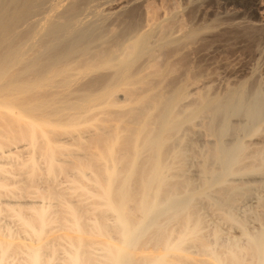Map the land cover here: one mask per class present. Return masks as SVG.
Instances as JSON below:
<instances>
[{"label": "bare ground", "instance_id": "obj_1", "mask_svg": "<svg viewBox=\"0 0 264 264\" xmlns=\"http://www.w3.org/2000/svg\"><path fill=\"white\" fill-rule=\"evenodd\" d=\"M93 1L0 0V264H264V60L215 84L176 0L107 40Z\"/></svg>", "mask_w": 264, "mask_h": 264}, {"label": "rangeland", "instance_id": "obj_2", "mask_svg": "<svg viewBox=\"0 0 264 264\" xmlns=\"http://www.w3.org/2000/svg\"><path fill=\"white\" fill-rule=\"evenodd\" d=\"M94 1H96V0H94ZM94 1L91 2V4H89L88 11H90V12L92 11L91 14H95L97 9L99 8V9H101V10H99V11H101V13L99 11H97V13L95 15H93V16L90 15L89 18H91V19L93 18L94 20L96 19V22H99V23L103 22V26L104 27L102 26V24H101V27H103L106 30V33L103 36L104 40H107L105 38H108V39L113 38L114 39L116 36L118 37L119 35H122L123 33H125L123 31L127 30V26L130 25L131 22H136V19H139V21H140V19H141V15L139 16L140 10H141V14L144 12L143 8H142V5H140V3L143 4V2H144L143 0H117V1L116 0H111V1H115L113 3L108 2L106 0L108 2V3L105 2L106 4L103 2L105 0H98L97 2H95L97 4H94ZM149 1H151V3H153V6L155 7V10H157L155 4L158 5V0H149ZM102 2H103V4H101ZM116 2H117V4H116ZM176 2L178 3V6L172 12V15L174 14V17L176 18L174 20L176 21V23H179L177 25L178 28H179V32L176 35L180 36V33H183L188 28V26L191 24V26H196V27H199L201 29V31H202V35L201 36L204 38V39L202 38V40L200 38L199 39L200 42L196 41L195 42L196 45L194 44L192 49L190 47L188 49L183 48V49H181L182 51L180 50L184 57L187 54L191 55L190 57H189V55H187L188 56L187 58L189 59V61H188L189 64H187V68H190V70H192L194 68L192 66V65H194V63H195V65L199 64V61L197 60L199 58H197V57H200L201 59H199V60H201V61L204 59L202 62L200 61L201 64L204 62L202 64V66L204 64H206V66L209 65L206 68L207 71H209V70H215L216 71L217 70L219 73H221L225 69V67L227 65L229 66L230 63H231L230 65H232V64H235V63L239 64L241 62V63H245V65L247 64L246 66H248L250 68L249 70L248 69L246 70V72H245L246 75L245 74L240 75V77L243 79V76H244V78H245V76L249 77L251 75L250 72H252L254 70V68H256L258 65H261L263 63L262 61L264 60V56H263L264 55V47L261 46L262 44L259 45L262 48L259 47V46H256V47H254L255 49L253 48L254 52L250 54L245 48H243L244 46L241 47V45H240V44H243V43H246V42H239V43L238 42H234L233 38H230V40H228L229 39L228 37L229 36L232 37L233 34H235L233 32H238V33H241V32L242 33H244V32H247V33L253 32L254 33V32H256V33H258L260 30L261 31L264 30V0H252V1L251 0H245L246 4H245L244 0H241L240 2H238V1L237 2H231V1H228V0H179V2H178V0H176ZM243 2H244V4H242ZM248 2H252V3L254 2L253 8L254 7L255 8L254 9L247 8V7L250 6L249 4H247ZM92 4H94V5L92 6ZM244 5H246V6H244ZM151 7H152V5H151ZM137 8H139L140 10H138ZM132 10L136 11V13L134 12L135 14H133L134 16L132 15V13H133ZM157 12H159V10H157ZM130 17H133V18H130ZM99 18H101V19H99ZM105 18H106V20H105ZM108 24H109L110 27L107 26ZM208 25H211V26H208ZM180 26H181V28H180ZM97 27H100L99 24L97 25ZM101 27H100V29H101ZM231 28H232V30H231ZM225 29L228 30L227 31V33H229L227 35L228 37L226 36V34H225L226 37L224 35H222L223 32H226ZM105 30L103 32H105ZM180 30H182V31L180 32ZM233 30H235V31H233ZM218 32H220L221 34L218 33ZM102 34H104V33H102ZM117 34H119V35H117ZM214 35H217V38H216V36L213 37ZM111 36H114V37H111ZM222 36H223V38H222ZM226 40H227V42H226ZM232 42L234 43V45L232 44V46L235 47V48L237 47L236 48L237 50H235L231 46L227 47ZM200 43H202V44H200ZM237 45L241 49H239ZM196 46H198V47H196ZM208 46H210V47H208ZM214 47H216V48H214ZM230 48H232V50H230ZM183 50L184 51L186 50V52H183ZM194 50H196V51H194ZM219 50H221V51H219ZM180 51H179L180 55L177 54L178 56L177 55L175 56L176 57V62H177L176 63L177 65H175V66H176V69L180 70V71L177 72V70H175V72H174L175 74H178L181 71H184L186 69L185 68V66H186L185 64L187 62H184V60H183L184 58L181 59L183 56L180 53ZM207 51L208 52L210 51V52L208 53ZM239 51H240V53H239ZM177 57H178V59L179 58L180 59L177 60ZM207 57H208V59H207ZM225 57H226L227 60L225 59ZM239 59H240V61H239ZM182 60H183V62H182ZM195 60H197L198 62L197 61L194 62ZM215 60H217V61H215ZM260 61L262 63H260ZM178 63H179V65H178ZM183 63H185V64H183ZM216 65L217 66L219 65V66L217 67ZM251 66H252V69H251ZM183 67L185 69H183ZM212 67H213V69H212ZM222 73L216 76V79H215V81L213 83L218 84V82H220L219 85H221L222 81L220 79V76L223 75ZM240 77L236 76L235 79L239 78L241 80ZM231 79H234L233 75L231 76ZM262 86L264 87L263 84H262ZM123 90H125V89H122V91L120 90L118 92V94H122V95L125 94L126 91L123 92ZM102 117H104V116H102ZM119 124H120V122H119Z\"/></svg>", "mask_w": 264, "mask_h": 264}]
</instances>
